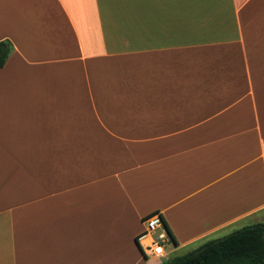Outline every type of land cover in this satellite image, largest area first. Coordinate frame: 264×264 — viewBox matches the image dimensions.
<instances>
[{"label": "crops", "instance_id": "1", "mask_svg": "<svg viewBox=\"0 0 264 264\" xmlns=\"http://www.w3.org/2000/svg\"><path fill=\"white\" fill-rule=\"evenodd\" d=\"M3 40L0 264H149L156 212L174 257L264 224V0H0Z\"/></svg>", "mask_w": 264, "mask_h": 264}, {"label": "trees", "instance_id": "2", "mask_svg": "<svg viewBox=\"0 0 264 264\" xmlns=\"http://www.w3.org/2000/svg\"><path fill=\"white\" fill-rule=\"evenodd\" d=\"M11 49L8 41H0V68ZM160 264H264V224L241 227Z\"/></svg>", "mask_w": 264, "mask_h": 264}, {"label": "built area", "instance_id": "3", "mask_svg": "<svg viewBox=\"0 0 264 264\" xmlns=\"http://www.w3.org/2000/svg\"><path fill=\"white\" fill-rule=\"evenodd\" d=\"M141 223L143 229L136 236L135 242L143 257L151 259L157 264L162 263L161 260L167 261L169 258L165 252V246L170 243V236L162 216L158 212L152 213L143 218Z\"/></svg>", "mask_w": 264, "mask_h": 264}, {"label": "rangeland", "instance_id": "4", "mask_svg": "<svg viewBox=\"0 0 264 264\" xmlns=\"http://www.w3.org/2000/svg\"><path fill=\"white\" fill-rule=\"evenodd\" d=\"M172 250H173V247H172V245L171 244H167L166 246H165V252L168 254V258H173L174 257V255H175V253H172ZM165 260H161V262H164ZM157 264L156 262H154V261H151L149 264Z\"/></svg>", "mask_w": 264, "mask_h": 264}]
</instances>
